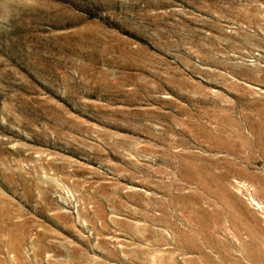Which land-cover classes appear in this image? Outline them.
<instances>
[{
    "label": "rangeland",
    "instance_id": "374dc122",
    "mask_svg": "<svg viewBox=\"0 0 264 264\" xmlns=\"http://www.w3.org/2000/svg\"><path fill=\"white\" fill-rule=\"evenodd\" d=\"M0 264H264V0H0Z\"/></svg>",
    "mask_w": 264,
    "mask_h": 264
}]
</instances>
